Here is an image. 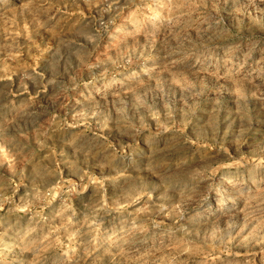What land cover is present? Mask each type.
Wrapping results in <instances>:
<instances>
[{
    "label": "rangeland",
    "instance_id": "obj_1",
    "mask_svg": "<svg viewBox=\"0 0 264 264\" xmlns=\"http://www.w3.org/2000/svg\"><path fill=\"white\" fill-rule=\"evenodd\" d=\"M0 264H264V0H0Z\"/></svg>",
    "mask_w": 264,
    "mask_h": 264
}]
</instances>
